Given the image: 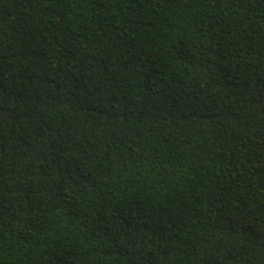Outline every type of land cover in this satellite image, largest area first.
<instances>
[{
  "label": "trees",
  "instance_id": "16d2710c",
  "mask_svg": "<svg viewBox=\"0 0 264 264\" xmlns=\"http://www.w3.org/2000/svg\"><path fill=\"white\" fill-rule=\"evenodd\" d=\"M0 264H264V0H0Z\"/></svg>",
  "mask_w": 264,
  "mask_h": 264
}]
</instances>
